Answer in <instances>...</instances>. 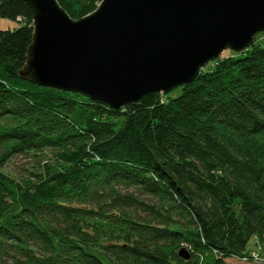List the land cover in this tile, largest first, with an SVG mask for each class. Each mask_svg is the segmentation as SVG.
Instances as JSON below:
<instances>
[{
    "label": "trees",
    "instance_id": "obj_1",
    "mask_svg": "<svg viewBox=\"0 0 264 264\" xmlns=\"http://www.w3.org/2000/svg\"><path fill=\"white\" fill-rule=\"evenodd\" d=\"M57 1L78 20L102 0ZM0 18L19 23L0 30V264L254 262L249 242L264 244V47L114 110L23 81L32 11L0 0ZM15 155L34 158L28 177L4 172Z\"/></svg>",
    "mask_w": 264,
    "mask_h": 264
},
{
    "label": "water",
    "instance_id": "obj_2",
    "mask_svg": "<svg viewBox=\"0 0 264 264\" xmlns=\"http://www.w3.org/2000/svg\"><path fill=\"white\" fill-rule=\"evenodd\" d=\"M22 1L33 34L19 77L114 110L193 82L264 31V0H102L78 20L57 0ZM179 256L189 259L185 249Z\"/></svg>",
    "mask_w": 264,
    "mask_h": 264
},
{
    "label": "rangeland",
    "instance_id": "obj_3",
    "mask_svg": "<svg viewBox=\"0 0 264 264\" xmlns=\"http://www.w3.org/2000/svg\"><path fill=\"white\" fill-rule=\"evenodd\" d=\"M19 27V23L7 19L0 18V30H14ZM254 44L264 47V31L258 33L254 37ZM232 52H223L220 57H226ZM210 69L211 67H204ZM175 91L170 96L176 95ZM36 166L35 160L30 155H15L5 165L4 172L12 178L20 179L28 177V172H32ZM249 255L253 260L257 258V262H240L236 259L229 260L227 264H264V244L256 239H251L247 247Z\"/></svg>",
    "mask_w": 264,
    "mask_h": 264
},
{
    "label": "built area",
    "instance_id": "obj_4",
    "mask_svg": "<svg viewBox=\"0 0 264 264\" xmlns=\"http://www.w3.org/2000/svg\"><path fill=\"white\" fill-rule=\"evenodd\" d=\"M252 259H253V258H252ZM245 261H247V260H245ZM245 261H244V262H245ZM253 261H254V262H257V258H255Z\"/></svg>",
    "mask_w": 264,
    "mask_h": 264
},
{
    "label": "bare ground",
    "instance_id": "obj_5",
    "mask_svg": "<svg viewBox=\"0 0 264 264\" xmlns=\"http://www.w3.org/2000/svg\"><path fill=\"white\" fill-rule=\"evenodd\" d=\"M242 38V37H241ZM238 40V39H237Z\"/></svg>",
    "mask_w": 264,
    "mask_h": 264
}]
</instances>
